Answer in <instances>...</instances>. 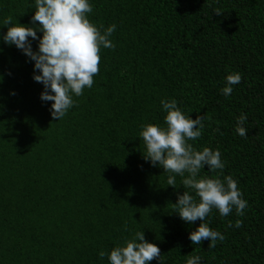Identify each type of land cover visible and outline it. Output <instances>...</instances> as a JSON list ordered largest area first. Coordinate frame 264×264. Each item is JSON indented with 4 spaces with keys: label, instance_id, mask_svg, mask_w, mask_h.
Instances as JSON below:
<instances>
[{
    "label": "trees",
    "instance_id": "obj_1",
    "mask_svg": "<svg viewBox=\"0 0 264 264\" xmlns=\"http://www.w3.org/2000/svg\"><path fill=\"white\" fill-rule=\"evenodd\" d=\"M91 3L98 28L117 25L116 46L101 48L93 86L58 121L52 102L39 98L33 62L0 41V264H108L98 252L138 229L160 249L159 262L148 264H185L186 255L200 264H264V0ZM33 11L34 0H0V35L6 18L32 26ZM231 72L242 80L225 97ZM168 98L192 119L205 116L201 137L189 142L218 148L223 174L248 201L243 216H206L224 235L215 247L192 244L199 219L174 213L187 190L181 178L167 186L163 168L143 158L141 125L163 126L160 101ZM241 113L244 137L234 131ZM201 175L215 172L205 165Z\"/></svg>",
    "mask_w": 264,
    "mask_h": 264
},
{
    "label": "clouds",
    "instance_id": "obj_2",
    "mask_svg": "<svg viewBox=\"0 0 264 264\" xmlns=\"http://www.w3.org/2000/svg\"><path fill=\"white\" fill-rule=\"evenodd\" d=\"M92 10L91 0H34L29 22L32 26L12 24L11 18L3 21L7 30L0 35V41L8 46L14 45L33 62L32 78L43 85L39 98L52 102L48 111L57 121L74 106V97L81 96L85 88L93 86L94 76L99 72L101 48L116 46L111 36L117 25L113 23L98 28L88 18L87 14ZM37 32L42 35L38 36ZM32 41L37 42L35 50ZM2 79L0 76V82ZM241 80L239 72L227 74L221 94L230 96L233 85ZM160 106L164 113L163 126L143 124L138 133L144 144L143 158L153 166L163 168L167 173V186L175 189L176 177L181 178L180 183L187 190L177 194L176 202L172 204L174 213L185 222L199 219L198 226L188 234L192 244L200 245L202 240H207L208 247H215L224 235L203 222L206 216L214 209L221 217L233 209L238 216H243L248 201L242 198L236 180L223 174L225 162L220 150L209 147L197 150L189 142L201 137L205 116L190 118L173 98L161 99ZM246 120L247 114L244 113L236 117L234 131L239 136H247ZM205 165L208 172H215V175H201ZM241 224V220L235 221V227ZM229 226H232L231 222ZM125 231H128L127 225ZM98 256L101 259L107 257L108 264H148L153 259L159 262L161 254L159 247L148 242L144 232L138 229L122 244L107 252L100 250ZM200 260L199 255H186L185 264H200Z\"/></svg>",
    "mask_w": 264,
    "mask_h": 264
}]
</instances>
